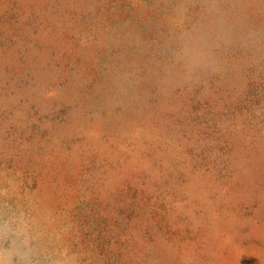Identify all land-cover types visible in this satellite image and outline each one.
<instances>
[{"label":"rangeland","instance_id":"374dc122","mask_svg":"<svg viewBox=\"0 0 264 264\" xmlns=\"http://www.w3.org/2000/svg\"><path fill=\"white\" fill-rule=\"evenodd\" d=\"M0 264H264V0H0Z\"/></svg>","mask_w":264,"mask_h":264}]
</instances>
